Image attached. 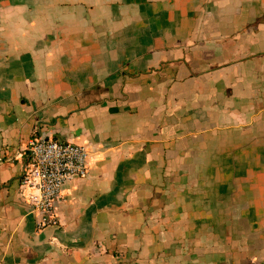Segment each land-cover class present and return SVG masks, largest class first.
Returning a JSON list of instances; mask_svg holds the SVG:
<instances>
[{"label": "crops", "instance_id": "obj_1", "mask_svg": "<svg viewBox=\"0 0 264 264\" xmlns=\"http://www.w3.org/2000/svg\"><path fill=\"white\" fill-rule=\"evenodd\" d=\"M35 129L90 152L41 230ZM0 264H264V0H0Z\"/></svg>", "mask_w": 264, "mask_h": 264}, {"label": "built area", "instance_id": "obj_2", "mask_svg": "<svg viewBox=\"0 0 264 264\" xmlns=\"http://www.w3.org/2000/svg\"><path fill=\"white\" fill-rule=\"evenodd\" d=\"M27 162L20 176V196L34 214L38 230L59 225L55 204L63 185L85 178L90 152L84 146L59 142L35 129L26 143Z\"/></svg>", "mask_w": 264, "mask_h": 264}]
</instances>
